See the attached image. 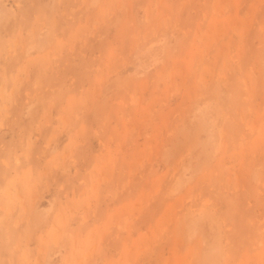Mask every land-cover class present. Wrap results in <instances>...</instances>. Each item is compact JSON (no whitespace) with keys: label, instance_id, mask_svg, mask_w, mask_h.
<instances>
[{"label":"rangeland","instance_id":"1","mask_svg":"<svg viewBox=\"0 0 264 264\" xmlns=\"http://www.w3.org/2000/svg\"><path fill=\"white\" fill-rule=\"evenodd\" d=\"M0 264H264V0H0Z\"/></svg>","mask_w":264,"mask_h":264}]
</instances>
